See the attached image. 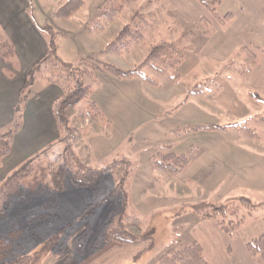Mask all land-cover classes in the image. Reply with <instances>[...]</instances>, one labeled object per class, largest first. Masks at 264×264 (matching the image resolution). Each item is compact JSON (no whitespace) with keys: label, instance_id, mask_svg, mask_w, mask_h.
<instances>
[{"label":"rangeland","instance_id":"rangeland-1","mask_svg":"<svg viewBox=\"0 0 264 264\" xmlns=\"http://www.w3.org/2000/svg\"><path fill=\"white\" fill-rule=\"evenodd\" d=\"M64 2L32 0L29 9L31 19L46 38L44 28L48 24L61 31L62 35L57 34L55 40L63 60L78 63L81 59L92 57L93 60L128 69L145 57L151 44L170 40L184 49L185 60L180 70L185 82L192 76L191 73L198 77L211 74L210 77H215L219 85L218 90L217 87L216 90L212 89L208 99L193 96L184 102V95L176 94L181 87L170 84L167 85L169 88L145 86L140 80L119 79L104 70H96L94 76L100 83L90 82L89 98L82 100L69 113L70 117L79 114L77 109L94 113L96 110L91 102L98 104L102 113L101 122L80 114L75 118V126L82 128L76 144L82 149V157L87 164L101 168L116 159L126 158L134 166L127 183V214L141 219V225L132 226L131 230L136 234L149 232V237L139 244L144 250L141 254L128 262L116 264H160V256L168 249L186 246L185 238L192 230L189 217L194 219L195 213L187 210L184 204L208 201L218 205L232 196H246L253 202L264 201V157L241 153L233 155L229 149L221 154L218 141L238 139L239 132L233 128L227 132L216 128L194 129L198 126L242 122L261 134L264 127L256 121L259 116L255 117L251 111L249 99L243 92L236 91L239 88L233 79L224 76L217 68H213L212 72L215 73H206L202 65H196V61L203 58H200L198 49L196 53L190 50L202 39L197 28L203 26L199 22L195 26L193 19H186L192 15L189 4L182 3L185 8L183 14L172 6L171 0H85L84 6L73 17L54 16L56 9ZM158 7L160 11L149 17L152 27L148 28L144 41L133 51L115 55L101 53L97 49L100 39L110 42L135 10L148 12ZM113 9L116 10L113 21L109 20V13L100 19L107 22L104 33H87L85 28L92 26L100 12H111ZM81 26L84 30L80 29ZM212 67L208 65L207 69ZM235 80L240 83L239 77ZM36 81L43 79L38 76ZM30 87V92L34 91V85ZM86 144L90 149H83ZM254 145L252 150L261 153L263 149ZM168 152L190 159L178 178H168L152 165V156ZM205 167L212 170L206 171ZM221 174L223 178H218ZM226 177L229 178L228 182ZM114 185V180L108 179L98 187L83 188L73 185L68 177L67 188L63 192H41L28 200L13 198L9 210L0 218V235L8 232L14 223L27 228L26 235L15 247L19 256L40 251L49 238L60 232L59 239L54 242L42 264H69V251H74L73 240L87 226L90 232L85 252L93 250L94 242L101 237V228L113 207L106 197ZM27 187L25 180L24 195L28 193ZM237 187L243 189L237 190L240 189ZM245 211V208H241L240 214ZM245 219L244 225H256L248 228V232L256 236L264 233V207L258 208L252 215H246ZM238 233L237 230L233 233V245L236 247L241 239ZM61 240L64 241L63 252L58 257L53 256L54 250L61 246Z\"/></svg>","mask_w":264,"mask_h":264},{"label":"trees","instance_id":"trees-1","mask_svg":"<svg viewBox=\"0 0 264 264\" xmlns=\"http://www.w3.org/2000/svg\"><path fill=\"white\" fill-rule=\"evenodd\" d=\"M201 5L212 15L218 24L225 26L233 19L232 14L220 16L218 8L221 0H198ZM85 4V0H65L56 11L54 16L62 18L73 17ZM160 8L148 12L135 10L116 33L115 37L108 42L102 53H113L120 55L129 53L140 45L148 28L152 27L150 16H155ZM109 13V20L113 21L116 10L111 12H100L98 18L93 20L92 26L85 30L102 31L107 22H101L103 15ZM102 15V16H100ZM101 19V20H100ZM201 22H206L201 20ZM47 40L46 55L27 72L26 85L22 89L15 107L14 119L9 128L0 129V159L8 156L12 151V142L15 134L19 131L23 122L24 104L30 94V86L39 76L44 82L55 84L62 90V95L52 104V113L56 120L58 137L24 160L13 169L4 180L0 182V218L9 210L13 198L28 200L41 192H63L67 188V178L72 184L83 188L98 187L104 180L113 179L115 182L106 199L113 203L109 212V218L101 228V237L94 242L92 252H96L104 245L115 242L123 245H139L148 240L149 232L136 234L131 230L132 226L141 225L138 216L127 214L129 205V190L127 183L134 170L130 160L116 159L105 167L97 168L87 164L82 157V149L76 144L77 136H81V127L75 126L76 117L82 115L91 118L95 122L103 121L102 113L95 102H91L94 113L91 111H78V115L70 117L69 113L78 104L89 98L92 83L99 84L100 81L94 76L96 70H104L119 79L139 78L155 86H160L163 80L170 85H181L185 89V98L192 95L204 96L212 89H219L215 77H207L195 82H185L180 73V67L185 60L183 49L174 41L160 40L151 44L146 51L145 57L130 69H122L112 64L93 60L92 57L81 59L78 63H70L59 56L56 43L57 31L52 25L45 26ZM210 32V29H209ZM257 47H241L236 57L222 66L221 72L237 74L247 77L257 64ZM15 56L14 47L9 40L0 37V57L6 62L13 60ZM94 61V62H93ZM90 62V63H89ZM92 62V63H91ZM221 74V75H222ZM213 78V79H212ZM221 89V88H220ZM250 101L261 108L256 116L257 122L264 124V96L255 91H248ZM219 129L227 131L231 128L237 130L242 136L259 138L255 128H249L246 123H229L224 126L208 125L198 126L194 129L201 130ZM83 149H90L84 145ZM154 168L162 174L174 178L186 169L190 159L185 155L173 152L157 153L151 157ZM27 180L28 193L24 195L23 182ZM187 210L194 212L202 219H212L228 235H232L236 229L243 225L246 215H252L260 207H264V201L253 202L246 196H232L224 203L213 204L208 201H200L195 204H184ZM241 208L246 213L240 214ZM90 227L77 236L72 243L76 254L83 255ZM27 233V228L20 223H14L11 229L0 235V264H42L44 257L50 253L52 245L59 239L60 232L47 240L43 248L32 254L16 255L15 247L20 239ZM64 241L52 253L60 256L63 252ZM247 251L252 256L264 260V233L250 240L246 245ZM49 252V253H48ZM138 256V255H137ZM160 264H209L206 260L201 245L194 241L181 248H170L159 258Z\"/></svg>","mask_w":264,"mask_h":264},{"label":"crops","instance_id":"crops-1","mask_svg":"<svg viewBox=\"0 0 264 264\" xmlns=\"http://www.w3.org/2000/svg\"><path fill=\"white\" fill-rule=\"evenodd\" d=\"M31 2L32 0H0V37L9 40L15 51L11 63L0 57V129L9 128L12 125L16 104L22 89L26 85L27 72L47 53V38L36 27L29 13ZM171 2L172 6L175 9H180L181 12H185L182 3L189 4L192 15L186 19H193L195 26L198 22L203 26V28H197L201 32L202 39L190 51L196 53V49L199 50L200 58L203 59L201 61L198 59L196 65H202L206 73H215L212 72L213 68H217L221 72L222 66L233 60L241 47L249 46L260 49L257 51V64L247 77L244 78L228 72H224V76L233 79L236 87L239 88H236V91L243 92L248 99L249 90L264 96V0H221L218 8L219 15L225 16L228 13L233 15V19L225 26L218 24L198 0H171ZM201 20L206 22L202 23ZM80 29H82V26ZM105 29L102 31H87V33L90 35L93 33L100 34L104 33ZM107 43L106 40L100 39L97 49L102 53ZM208 65H213V67L208 70ZM191 75L186 82H195V80L210 77L211 74H204L202 77H198L194 73H191ZM236 77L240 78L239 84L235 80ZM128 80H140L145 86L148 84L153 85L139 78ZM160 82L162 84L158 87H167L168 83L163 80ZM33 85L34 91L31 90L25 102L26 104H24L22 126L13 138L12 151L8 156L0 159V182L24 160L55 141L59 135L56 120L52 113V104L62 95L61 88L44 81H36ZM173 86L176 88L181 87V89H177L176 92L178 93L176 94L184 95V102L193 96L208 99V95L211 93L210 91L204 96L192 95L185 98L184 87L181 85ZM249 103L254 114L261 111V108L250 102V99ZM262 126L264 127V124ZM238 134V139L234 141H218L217 147L220 148L221 154L229 149L233 155L241 153V155L264 157V130L261 134H258L259 138L257 139ZM254 144H257V148L263 149L260 150L261 153L252 150L255 147ZM243 147H246V149H242ZM205 168L206 171L212 170L211 168ZM212 173L214 172L212 171ZM167 177L171 178L170 176ZM218 178H223L222 174ZM228 179L226 177L227 182ZM241 189L243 188L237 190ZM189 218L192 220V230L185 238V243L188 245L197 241L201 245L209 264H264L262 258L250 255L246 248L250 240L258 237L248 232V228L252 229L256 225L248 227V225L243 224L236 229L239 232L238 234L241 235L236 247L233 245L235 242L233 234H226L214 220L202 219L196 214L194 219H192L193 217ZM142 249V245H123L111 242L96 252H91L92 249L87 252L84 251L85 255L83 257L71 250L69 251V264L128 262L141 254L144 251Z\"/></svg>","mask_w":264,"mask_h":264}]
</instances>
